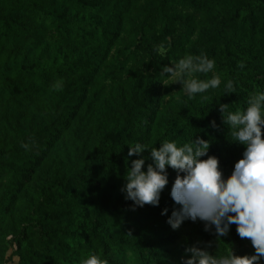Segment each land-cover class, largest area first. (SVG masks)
Wrapping results in <instances>:
<instances>
[{"label": "trees", "instance_id": "16d2710c", "mask_svg": "<svg viewBox=\"0 0 264 264\" xmlns=\"http://www.w3.org/2000/svg\"><path fill=\"white\" fill-rule=\"evenodd\" d=\"M201 54L221 86L161 101L162 68ZM261 91L264 0H0V264H181L191 246L253 255L235 224L223 237L200 220L171 228L176 171L158 207L134 208L121 188L137 142L203 138L230 176L244 147L220 105L242 111Z\"/></svg>", "mask_w": 264, "mask_h": 264}, {"label": "clouds", "instance_id": "9594fccd", "mask_svg": "<svg viewBox=\"0 0 264 264\" xmlns=\"http://www.w3.org/2000/svg\"><path fill=\"white\" fill-rule=\"evenodd\" d=\"M215 60L206 54L185 56L173 66H164L160 77L173 84L181 83L182 91L190 100L207 99L211 89H218L222 80L215 73ZM212 73L210 79L201 80L196 74ZM226 93H235L231 80L225 84ZM229 105H220L223 122L232 143L244 147L230 176L225 178L218 157L209 155L211 141L191 138L178 147L175 141L163 140L159 147L149 148L137 142L129 146L126 175L121 191L135 207L160 205L161 196L169 184L168 170L176 171L171 197L177 207L167 223L173 230L191 220H200L205 231L215 229L218 237L228 235L232 224L237 225L240 238H247L255 250L253 255L238 256L231 249L226 255L212 254L207 248L191 246L185 249L181 264H260L264 259V91L252 95L248 106L240 111H227ZM215 127V121L212 122ZM30 149L29 143H22ZM148 153L147 156L144 153ZM207 157V159H204ZM150 161V162H149ZM146 169V170H145ZM165 208L162 215L167 216ZM210 247V245H209ZM82 264H108L93 254Z\"/></svg>", "mask_w": 264, "mask_h": 264}, {"label": "rangeland", "instance_id": "374dc122", "mask_svg": "<svg viewBox=\"0 0 264 264\" xmlns=\"http://www.w3.org/2000/svg\"><path fill=\"white\" fill-rule=\"evenodd\" d=\"M201 36H202V34H198L194 38L192 46H194L197 42L200 41V39L202 38ZM182 87H183V85L181 83L173 84L172 81H167V86L162 84L161 87H160V92H159L160 100L161 101L168 100L171 95H174V93H179L180 89H182ZM175 88H177V89H175ZM162 117H163V115H162ZM155 121H157V120H155ZM158 121H160V120H158ZM161 121H162V119H161ZM42 182H43V179H41V178L37 179L35 181L33 180V185H32L33 188L36 189L39 186V184L42 183Z\"/></svg>", "mask_w": 264, "mask_h": 264}]
</instances>
